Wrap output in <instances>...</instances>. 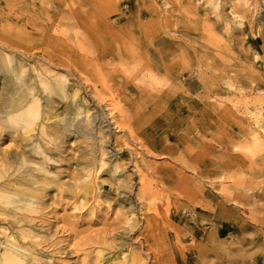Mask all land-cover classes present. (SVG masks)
Instances as JSON below:
<instances>
[{
  "label": "rangeland",
  "instance_id": "obj_1",
  "mask_svg": "<svg viewBox=\"0 0 264 264\" xmlns=\"http://www.w3.org/2000/svg\"><path fill=\"white\" fill-rule=\"evenodd\" d=\"M228 1L0 0V50L70 69L71 52L84 50L85 75L72 81L91 109L93 91L106 101L116 153L97 167L83 121L70 126L83 134L66 139L63 159L0 137L25 158H0L4 179L24 182L0 196V264H264V139H251V129L264 136V0L244 12ZM132 51L141 56L131 61ZM2 82L3 70L0 106ZM24 111H0L13 140L37 127Z\"/></svg>",
  "mask_w": 264,
  "mask_h": 264
},
{
  "label": "bare ground",
  "instance_id": "obj_2",
  "mask_svg": "<svg viewBox=\"0 0 264 264\" xmlns=\"http://www.w3.org/2000/svg\"><path fill=\"white\" fill-rule=\"evenodd\" d=\"M215 3L216 2L214 1V4ZM77 6H79V4ZM246 6H247V0H241L240 6H239L240 10L243 12L246 11ZM199 8H200L199 9L200 11H204L202 10L201 7ZM194 9L196 10V8ZM155 10L156 8H153V11ZM230 11L234 13L236 10L231 7ZM76 49L74 50V52L73 51L71 52L72 59H73L72 60L73 62L71 63L72 69L69 68L68 64L62 62L59 59H57V61L55 62H52L53 60L51 59V61L48 64L39 63V62L32 64V63H27L24 61L27 58H32V54L30 53L28 54L27 52H21V51H18L17 49L9 50V48L7 50L3 48L0 50V72L3 70V78H4V82H2L1 89H6L8 90V92H10V95L7 98V100L3 101L2 103L3 106H0L1 113L4 114L5 116V114L7 113L6 109L8 108V106L22 105L25 108V111L27 114L30 113L31 115L37 118L35 120L37 127H32V125H29L30 128L25 127L24 129L20 130L18 134V136L20 137V140H18V138L17 139L15 138V140H18L19 143L18 142L16 143V141L13 140V134L3 131V129L1 128H0V137L7 138L6 136L8 135L9 137H12L10 141L12 142V146H14V148L15 146L25 144L27 145L29 149L32 148L34 152H37L40 155L46 156V153L48 151H50L48 153H51V151H55L63 159L65 157V155L63 154L66 151L65 149L66 139H68L70 136L76 137L78 135L83 134L81 130H76V129H75V133H71L70 126L75 127L73 125L74 122L83 121L84 123H87L89 125L90 132L88 133L92 134V136H89L87 138H91L90 140H92V138L95 139L92 142L91 141L89 142L93 144L91 146V150L94 153H97V155H99L98 157L96 156V154H94L96 157H98L97 159L98 166L97 165L96 166L100 167L99 165H101L102 167V165L106 164L105 158L114 157L116 154L115 152H112V150L109 148V144L112 141L111 140L112 132L110 130H112L113 127L112 125L110 127L109 122L111 121L106 120L104 116V114L106 113L102 112L104 111L102 107H104V105L106 104V101L101 100L100 95H98L95 91H93L91 97H93L97 101V104L99 107L96 106L97 109L96 108L91 109L90 106H92V103L89 101L86 95H83L82 86H81L83 82H81V84L79 83L81 81L80 78H76L77 82L72 81V76L75 75V73H77L79 76H81L82 74L84 76L85 71H86V69L85 71L84 69L83 71L80 69V65L84 64L82 58H85L86 54H82L81 51L83 49L80 48V45H78ZM12 52H14L15 54H13ZM135 56L137 57L136 59H138V57L141 56V52L137 53L136 51L135 52L132 51V53L129 54L128 57L131 58V61H132L135 58ZM88 58H91V57H88ZM93 64H94V68L96 71L105 72V70L103 71L102 67L97 65L98 61ZM64 68H67V70H64ZM163 72L167 74L166 70H164ZM150 73L155 74L152 68H150ZM10 76L13 77L14 81L12 79H11L12 82L7 80V78L10 79L9 78ZM90 93L91 92L88 89L87 94H90ZM108 118L110 119L111 117H108ZM2 119H5V118L0 116V120ZM260 121H262V118H257L255 122L259 124ZM11 125L12 127H15L14 122H12ZM260 127H261L260 130L264 129V126H260ZM251 130H252L251 136L253 137V138L251 137V139L253 141L258 142L264 139V136L260 134L259 130H255V129L254 130L251 129ZM44 145H46L48 148H44ZM0 153H1V157H0L1 161L4 164H8V163H5L6 160L13 161L14 159H18L21 162L25 161V158L24 159L21 158V155H20V158L17 157L18 152L15 151L11 153L10 150H7V148H5L4 146L0 147ZM91 155L94 156L93 154ZM62 159H57V158L52 159V163L54 165H60V164L64 165L65 163L62 162L63 161ZM91 161H88V164H90ZM2 165L0 163V196L2 194L1 197L7 201V196H10L11 193L13 192L23 193V190H24L23 183L24 182L20 178H17V177L12 178L13 176L11 177L10 175H8L4 179L5 175L1 168ZM116 168H118V166L112 167V169H116ZM36 169L38 171H41L44 177L50 176V177L57 178L58 176V174L55 175L51 172H47L46 169L40 166L36 167ZM63 171L65 170L63 169ZM64 185L66 184H63V186ZM23 206H24V203L22 202V200L18 201L17 207L21 208ZM4 231L6 233V230ZM0 233H3V231ZM17 233L21 234V232H17ZM9 235L11 237H14L12 234L8 233V236ZM2 244L12 249H17V247L11 246L8 243L3 242ZM12 244L16 245L14 241ZM18 251H20V249H18ZM2 256L5 258V260L13 259L12 254L7 250L3 251Z\"/></svg>",
  "mask_w": 264,
  "mask_h": 264
}]
</instances>
